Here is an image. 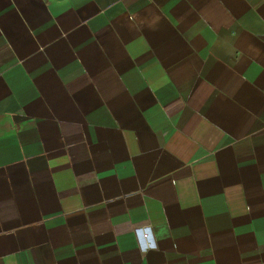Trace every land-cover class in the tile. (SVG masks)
<instances>
[{
  "label": "crops",
  "instance_id": "obj_1",
  "mask_svg": "<svg viewBox=\"0 0 264 264\" xmlns=\"http://www.w3.org/2000/svg\"><path fill=\"white\" fill-rule=\"evenodd\" d=\"M0 264H264V0H0Z\"/></svg>",
  "mask_w": 264,
  "mask_h": 264
}]
</instances>
